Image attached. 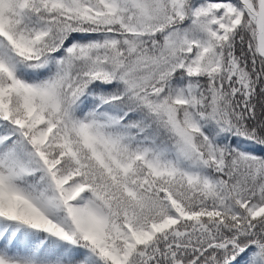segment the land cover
<instances>
[{"label": "snow or ice", "instance_id": "1", "mask_svg": "<svg viewBox=\"0 0 264 264\" xmlns=\"http://www.w3.org/2000/svg\"><path fill=\"white\" fill-rule=\"evenodd\" d=\"M0 264H264V0H0Z\"/></svg>", "mask_w": 264, "mask_h": 264}]
</instances>
